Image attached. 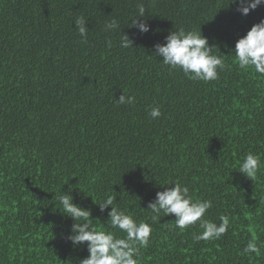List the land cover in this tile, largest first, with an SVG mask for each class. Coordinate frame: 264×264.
<instances>
[{"label": "trees", "instance_id": "16d2710c", "mask_svg": "<svg viewBox=\"0 0 264 264\" xmlns=\"http://www.w3.org/2000/svg\"><path fill=\"white\" fill-rule=\"evenodd\" d=\"M231 2L0 0V264L88 256L66 239L73 221L57 210L63 191L107 231L111 206L101 212L95 201L115 195L119 208L151 223L149 202L176 182L194 199H211L207 217L227 215L231 227L194 242L198 225L180 232L174 214L162 217L138 264H264V76L239 69L232 53L264 19V5L242 16ZM141 3L147 33L130 27ZM112 19L120 29L104 31ZM181 27L215 46L225 63L218 80H190L152 54ZM123 33L133 47H119ZM122 94L135 103L119 104ZM154 106L158 119L149 115ZM250 152L260 157L254 181L238 170ZM253 236L261 255L249 257L242 250Z\"/></svg>", "mask_w": 264, "mask_h": 264}, {"label": "clouds", "instance_id": "9594fccd", "mask_svg": "<svg viewBox=\"0 0 264 264\" xmlns=\"http://www.w3.org/2000/svg\"><path fill=\"white\" fill-rule=\"evenodd\" d=\"M237 5V12L242 16L249 15L259 6L264 5V0H232ZM138 15L130 21V27H135L141 33L150 31L151 26L147 19L141 21L140 17L146 16V9L141 3L137 6ZM77 30L82 39L87 40V21L83 16L75 20ZM120 29L118 20L106 22L104 31H117ZM108 46H112L109 39ZM119 47L127 49L133 47V40L124 34L119 41ZM215 46L202 32L183 27L170 30L164 43H156L154 51L156 57L170 72L180 71L185 77L193 81L209 83L220 78V72L225 68L224 60L215 55ZM235 53L237 67L242 70H252L259 76H264V19L254 23L235 43L232 53ZM232 55V54H231ZM121 105L135 103L134 96L122 94L118 99ZM149 115L158 119L161 115L159 106L151 108ZM260 167V157L248 153L239 165V172L247 178L255 180ZM166 186L170 184H160ZM57 194L55 193V196ZM60 207H56L62 214L71 218L70 232L66 239L73 247L86 246L88 256L80 259L78 264H138L141 250L150 244L152 225L161 222L162 217L170 214L175 216L174 228L184 232L198 225L200 231L193 232L194 242L215 241L222 238L231 227L227 215L219 216V223L209 219L207 214L213 208L211 199H194L187 184L176 182L174 186L164 187L156 193V198L150 201L147 209L150 212L149 220H139L126 210L117 206V196L105 194L101 202L95 201L101 212L109 209L106 224L109 230H102L94 221L90 209L74 202L71 192H64L57 196ZM123 234L122 236L120 234ZM243 254L251 257L261 255V246L253 236L243 248Z\"/></svg>", "mask_w": 264, "mask_h": 264}]
</instances>
